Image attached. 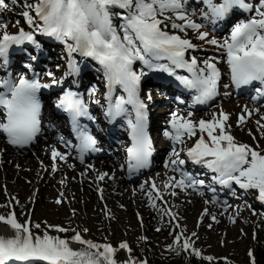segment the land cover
<instances>
[{"label": "snow or ice", "instance_id": "snow-or-ice-1", "mask_svg": "<svg viewBox=\"0 0 264 264\" xmlns=\"http://www.w3.org/2000/svg\"><path fill=\"white\" fill-rule=\"evenodd\" d=\"M202 2L208 10L203 13L205 18L211 16L213 20L222 19L234 8L243 9L250 16L235 23L229 35L220 41L215 37L209 38L207 31H200L203 26L192 19L187 9L188 0H31L30 3L25 0L22 16L32 31L19 28L18 32L11 33L7 30V23L0 21V65H7L9 50L13 46L27 42L39 47L37 33L65 45L69 57L66 76H78L80 73L74 54L95 60L109 88L105 115L110 120L117 117L126 119L132 141L126 149L128 167L131 171H138L148 167L153 152L147 132L148 105L139 95L141 80L148 72L159 71L174 76L184 87L196 91L197 104H205L217 94L221 77L218 61L215 57L200 61L196 56L188 55L190 50L198 47L185 38L189 29L198 32L199 40L222 50L231 80L237 87L255 81L264 86V0H257L256 3H249L248 0ZM16 3L17 0H11L12 5ZM5 10H10L9 2L0 0V12ZM116 18L120 20L118 26L114 23ZM16 23L18 25L19 21ZM138 61L144 66L139 71L134 68ZM27 67L31 68V65ZM178 70H184L188 75H179ZM47 75L54 77L52 72ZM62 82V79L53 78L51 84H46L41 83L39 78L30 79L26 75L14 80L11 74L0 78V133L4 134L8 144L22 147L37 138L41 131V102L38 94L42 88ZM117 86L123 90V95L113 96ZM256 91L264 96V87ZM92 92L94 94L95 89ZM151 99L149 93L148 100ZM94 103L98 104L99 101ZM56 106L70 116L80 141L78 148L81 160L85 153L98 151L96 138L79 123L81 117L95 120L83 99L76 92L67 90ZM259 111V108L248 109L245 106L246 115L241 114L237 124L245 123L247 118ZM192 117V112L186 116L178 112L171 113L170 129L165 131V136L173 147L165 167L179 176L169 177L163 184V190L155 181L151 182V190L146 194L153 206L156 207L155 200H163V191L168 189H173V196L178 194L175 189H192L203 195L201 189L207 187L213 193L211 202H217L215 187L206 185L205 180L184 170L183 166L188 161L215 173L213 183L231 189L232 195H236L232 188L235 184L244 191L256 190L257 199L264 202V149L259 147L258 142L253 147L238 141L231 133V124L228 123L230 116L222 109L219 113H213L211 119L195 120ZM262 121L264 114L256 121L264 137ZM197 136L195 142L187 147V141ZM181 153H185L187 159L182 158ZM67 155L55 147L51 149L53 171L56 170L55 161H66ZM106 176L108 173H99L97 180L103 181ZM99 191L102 193L103 190ZM12 199L19 204L18 199ZM56 203L62 201L57 199ZM11 205L12 201L0 205L10 208L7 214L0 213V224L8 229L7 234L0 232V264H147L131 255L124 261L116 259L120 250L131 254L132 249L126 241L115 247L107 241L101 243L85 239L81 231L71 227L47 222H43L42 226L31 220L30 213L21 222ZM204 214H208L207 209ZM166 215L173 219L178 216L170 208L162 210V216ZM212 219L216 220L215 215H212ZM230 219L235 222L234 217ZM69 231L73 232L71 237L61 235ZM87 231L83 229L84 233ZM53 232L56 234L53 235ZM195 236L196 233H192V237ZM173 245L208 262L214 260L212 256H202L201 250L195 247V241L183 232L174 235ZM173 245L168 247L173 248ZM249 256L252 257L251 251ZM252 264H255L254 258Z\"/></svg>", "mask_w": 264, "mask_h": 264}, {"label": "rangeland", "instance_id": "rangeland-1", "mask_svg": "<svg viewBox=\"0 0 264 264\" xmlns=\"http://www.w3.org/2000/svg\"><path fill=\"white\" fill-rule=\"evenodd\" d=\"M216 2L220 3L222 0H216ZM248 2L256 3L257 0H250ZM9 4L10 10L0 12V21L7 23V30L11 33L18 32L19 28L32 31L24 18L22 20H14L12 18L11 14L20 15L22 11L16 5H12L11 2ZM187 9L192 19L203 26L200 31H207L209 38L215 37L220 41H223L229 35L232 25L240 20H246L244 17L242 19L238 17L229 24L230 18L237 17L242 13L239 8L231 10L230 15L227 16V21H224V18L213 20L211 16L205 18L203 13L208 10L202 0H188ZM17 21H19L18 25L16 23ZM181 35L185 34L181 33ZM197 37V31L192 29L187 31L185 38L197 45V49L199 48V51L190 50L188 55L196 56L200 61L215 57L218 61L217 67L220 69L221 77L224 79L223 75L226 74L228 84L230 69L223 71L221 68L222 62L224 61L225 63L226 60L222 50H218L217 46L207 44ZM36 40L39 43V47L35 46L34 48L36 51H40L41 58L40 80L50 81L53 78L59 79L66 76L67 51L65 50V54L64 52L58 54L55 62H52V64H47L44 62L43 55L45 53L42 49V44L46 43L44 35L42 36L37 33ZM58 43L65 47L63 43L59 41ZM26 56L27 54L24 55V59ZM32 57L31 54H28V57L23 60L24 68L28 65H33ZM74 59L78 58L74 56ZM161 62L163 63L165 61ZM84 63L85 68L93 65L92 60L87 58L84 59ZM143 67L139 61L134 65L137 71ZM86 70L89 73L86 74L85 72L81 74V78L85 86L89 84L91 93L88 94L87 101L90 100L88 103H91L92 106V104H95L94 101L102 100L105 91L102 88V81L96 76V72L92 68H86ZM48 72H52L54 77H49L47 75ZM144 78L145 80L142 81V89H140L141 95H144L148 99V94H151L152 99L149 101L152 103V109L157 118L156 123L163 128L160 130L162 136L158 133L157 137H159V146L163 151L162 156L164 157L161 161L155 163L151 172L137 179H133L130 178V174L126 175L121 168L115 167L114 174L107 172L108 176L103 180L105 181V187L101 193L99 191L101 189L100 183L103 181L97 180V176L99 173H106V171H92L101 158L84 163L73 160L74 164L79 165L83 171V175L81 170L77 173L75 170L68 172L69 174H75L74 177H70L71 175L69 174H64L62 171L57 170L56 161V170H52L53 160L50 154L52 148L48 152L49 146L45 144L48 136L45 128L48 125L50 126V124H46L45 126L42 125L43 134L38 138L36 144L28 149L31 150L29 154H25L28 150L16 152L11 150V148L9 149V154L24 158L26 161L17 170L12 164H9L12 162L8 163L4 159L6 155L5 151L0 150V172L6 170L3 178H0V205H5L9 201H12L13 206L19 209L22 206H26L27 213L24 219H21L18 212L16 213L21 222L27 219L30 213L31 220L36 223H41L42 226L43 222L64 227L72 226L76 230L81 231L85 239H92L101 243L107 241L115 247H118L121 242L126 241L132 251L136 249L137 238L145 237L143 253H147L150 248L160 253L164 252L165 247L173 242L174 235L178 232H183L185 236L191 237L195 241V246L205 255L220 257L229 264H246V262L252 261L253 258L255 260L258 242H264V235L261 237L257 229L261 218L260 213L264 214V202L257 199L258 192L256 190L244 191L233 184L232 188L235 189L236 195H232V190L228 188L229 194L225 197L221 193V188H216L215 196L217 202H211L213 200L212 192H204L203 195H200L192 189H188L187 191L175 189L178 194L173 196L171 195L173 189L164 190L163 195L167 198L168 204H170L174 213L178 214L177 217L180 221L179 227H176L169 215L162 216V210L165 209V206L157 199L155 200L156 207H154L146 193L151 190L150 185L152 181H155L156 185L163 190V184L169 177L174 175L179 176L178 173H174L170 168L165 167V162L169 159L173 147L171 141L165 136V131L167 130H164L168 126L171 113L178 112L186 116L189 112H192V118L195 120L201 118L207 120L212 118L213 113H219L222 109L229 114L230 119L228 123L231 124V133L238 141L247 143L253 147L258 142L259 147L264 149V137L261 136L259 128H246L247 121H253V118L257 121L260 119L259 116L261 114L257 115L258 117H253L252 115L246 119L245 123L237 124L239 116L241 114L246 115L244 113L245 106L251 109L250 104L254 103L260 108L264 106V101L254 102L251 98L234 97L230 94V89L226 87L227 85L224 79L222 82L224 86V88L222 86V98L217 99L213 105L209 106L210 108L201 111L177 109L175 101L172 99L167 101V93L162 87L152 84L151 77L147 78V76H144ZM95 80L97 84L94 83L96 82ZM68 83L71 84L74 82ZM92 89H95L94 94ZM239 100H242L241 103L238 102ZM48 110H46L47 113H49ZM47 121H50L48 117H46V123ZM56 129H58L56 131H58L59 137L61 136L59 139L62 142L63 133L60 132L58 125ZM248 131L251 132V135ZM253 136H255V140H253ZM197 137H193L187 141L186 146L190 147ZM66 148L70 149L71 147L66 146ZM47 152L48 155L46 156ZM109 152L111 153L109 155H113L114 159L117 160L118 166V163L121 162L119 158L121 157L122 149L118 151L114 147L113 151L109 150ZM117 155L119 156L118 159ZM183 155L184 153H181L182 158ZM48 156L50 157V160H48L50 163L47 164L44 159ZM89 165L92 167L89 168ZM31 168L34 170L32 171ZM115 171L120 174L122 173L121 178L120 176L119 179L116 178ZM117 181L121 182V186L117 185L113 189L114 186L111 187L110 185L111 183L116 184ZM75 184L76 186H74ZM72 187L76 192L70 189ZM13 197L18 199L19 204L15 203L12 199ZM57 199H60L62 203L57 204ZM206 201H209V203H206ZM3 208L0 207V213L6 214L3 212ZM205 209L208 210V214H204ZM212 215H215V221L212 219ZM230 217H234L235 222ZM83 229H88V231L84 233ZM157 229H160V231H157ZM192 233H196V236L192 237ZM52 234L55 235L56 233L53 232ZM61 235L67 236L66 233H62ZM75 247H79V245H75ZM249 251H251L252 257L249 256ZM129 255L131 254L127 253L126 250H120L116 254V259L118 261H124L128 259ZM140 259L144 261L143 255Z\"/></svg>", "mask_w": 264, "mask_h": 264}, {"label": "bare ground", "instance_id": "bare-ground-1", "mask_svg": "<svg viewBox=\"0 0 264 264\" xmlns=\"http://www.w3.org/2000/svg\"><path fill=\"white\" fill-rule=\"evenodd\" d=\"M233 12V11H232ZM239 18H242V17H239ZM224 67V68H223ZM221 68L223 69V71H227V70H229V66H228V64L226 63V60H225V63H224V61L222 62V64H221ZM225 69V70H224ZM40 70V66L39 67H35V71H39ZM7 75V73H6V71H4V74H3V76H6ZM12 77H14V76H12ZM82 76L81 75H79V76H77V77H74V76H65V78H64V81H63V83H68V82H74V83H76V84H80L81 86H82V90L84 91V93H85V96H86V99H87V97H88V94H89V90L87 89V87L84 85L85 83L82 81V78H81ZM223 77H224V79H225V81H226V85H227V76H226V74H224L223 75ZM224 79H222V77H220V82H221V84H222V82H223V80ZM218 84H220V83H218ZM140 89H142V84H140ZM141 91V90H140ZM254 100V99H253ZM235 101V100H234ZM234 101H232V102H234ZM241 101L242 100H239L238 102L239 103H241ZM252 102V101H251ZM250 102V103H251ZM254 102H256L255 100H254ZM226 104V103H225ZM251 106H250V108L251 109H255V108H259L258 106H256L254 103H251L250 104ZM98 106H99V104H98ZM228 106V105H227ZM249 106V105H248ZM229 107V106H228ZM224 108H226V107H224ZM50 109H51V107L49 106V110H48V112L49 113H47V116H48V119H49V116H50ZM228 109V108H227ZM260 111H259V113H253V117H256L257 115H260V114H264V106H261L260 108ZM58 115L57 114H55V117H57ZM258 117V116H257ZM260 117V116H259ZM197 118V117H196ZM194 119V118H193ZM50 120V119H49ZM250 120V119H249ZM58 125V124H57ZM246 125V124H245ZM253 127H256V128H259V126L256 124V120L253 118V121H247V127L246 128H253ZM242 128V127H241ZM245 128V129H246ZM65 129H67L66 128V126L64 125V126H61V125H59V130H60V132L61 131H65ZM56 130H58V129H56L55 127H54V124H53V122L51 121V124H50V126L48 125L46 128H45V132H47V134H48V136H47V141H45L46 143V145L47 146H49L48 147V152H50V149L51 148H53V147H55L57 150H59L60 152H62V153H66V154H68L67 155V159H66V161H61V160H59V159H57V161H56V163H57V170H59V171H62L64 174H69L68 172H70L71 170H75L76 171V173L79 171V170H81V168L79 167V165H76V164H74V162H73V160L74 161H78V158H77V156H76V154L74 153V152H72V149H67L66 148V146H67V144L66 143H64V142H61L60 141V137H59V133H58V131H56ZM252 131V130H251ZM257 131V130H256ZM247 132V131H246ZM249 132V131H248ZM253 132V131H252ZM247 136V135H246ZM159 138V137H158ZM46 140V139H45ZM3 142L5 143L4 145H3ZM114 142H116V138H114L113 137V139L108 143V145H106V150H104V154H103V157L104 158H101L98 162H97V164L95 165V167L93 168V172H95V171H106V173L107 172H112V174H114V169H115V167H118V168H122V169H125L126 168V164L124 163L125 162V160L124 159H122V163H118V166H117V160H115L114 159V156L113 155H109V154H111L110 152H109V150H110V148H111V145L114 143ZM5 146H6V148H5ZM8 147V148H7ZM10 148H9V146H8V144L6 143V141H5V139L4 138H2L1 136H0V150H4L5 151V153H6V155L4 156V159H6L7 160V162L9 163V162H12V163H9V164H12L13 165V167H15L16 168V170L18 169V168H20L22 165H24V162H26L25 161V159L24 158H21V157H18V156H14V155H12V154H9L8 152H10V150H9ZM12 150V149H11ZM71 150V151H70ZM13 151H15V150H13ZM27 151V150H26ZM17 152V151H16ZM31 152V150H28L27 152H25V154H29ZM43 152V151H42ZM48 152L46 153V156L48 155ZM35 153V152H34ZM45 154V153H44ZM51 154V153H50ZM37 155V154H36ZM105 157H109V158H105ZM118 155H117V159H118ZM45 158V157H44ZM43 158V159H44ZM50 157L48 156L46 159H44L45 160V162L48 164V163H50V161H48V160H50L49 159ZM31 161V160H30ZM119 161V160H118ZM32 162V161H31ZM79 162V161H78ZM28 163V162H27ZM68 164H69V166H71V167H69L68 166ZM29 165H30V163H29ZM81 166V165H80ZM31 170L33 171L34 169H32L31 168ZM82 171V170H81ZM5 172H6V170H4V172H0V178L2 179L3 178V176L5 175ZM116 172V171H115ZM122 174V173H121ZM119 172H116V175H117V179H119V176H120V178H121V175ZM69 175H71L70 177H74V175L75 174H73V173H70ZM82 175H83V171H82ZM86 175V174H85ZM90 175V174H89ZM111 176H113V175H111ZM90 177V176H89ZM4 178H6V177H4ZM76 179V178H75ZM115 179V178H114ZM1 181V180H0ZM72 181V180H71ZM111 181V180H110ZM104 182L105 181H103V182H101L100 183V187H101V189H103L104 190V187H105V184H104ZM112 182V181H111ZM114 182H115V180H114ZM117 185H120L121 186V182L120 181H117L116 182V184L115 183H111V187H113L114 186V188L113 189H115V187L117 186ZM74 186H76V184L74 185ZM71 190H73V191H75L74 189H73V187L72 188H70ZM78 191V190H77ZM76 192V191H75ZM84 194V193H83ZM79 195V194H78ZM112 199V198H111ZM86 202V201H85ZM0 232H3V233H5V234H7L8 233V229L4 226V225H2V224H0ZM74 247H75V245H74Z\"/></svg>", "mask_w": 264, "mask_h": 264}, {"label": "trees", "instance_id": "trees-1", "mask_svg": "<svg viewBox=\"0 0 264 264\" xmlns=\"http://www.w3.org/2000/svg\"><path fill=\"white\" fill-rule=\"evenodd\" d=\"M10 3L11 0H8ZM30 3L31 0H28ZM25 0H17V3L15 4L16 7H18L22 12L25 10L24 8ZM12 18L14 20H22L24 17L22 16V13L19 15L11 14ZM114 23L118 26L120 23L119 18H116L114 20ZM169 30L170 26H169ZM45 48V60L47 62H55L58 54L63 53V49L60 46H57L56 44L52 43H44ZM96 81V80H95ZM7 205V204H5ZM3 212L7 213L9 210V207H4ZM18 213L21 216V219H24L27 213L26 206H22V208H18ZM2 212V211H1ZM264 214L260 213V220L257 226L258 232L261 237L264 235ZM73 228L72 226H68ZM72 232L69 231L66 233L67 236H69ZM141 237H138L136 242V249L131 252V256L135 257L136 260L141 261L140 257L143 255V258L146 259L147 264H229L226 260L220 258V257H213L214 260L212 262H208L206 260L201 259L200 257L190 255L188 252L182 251L178 245H173V242H171L169 245H173V248H169L168 246L165 247L164 252H157L153 249H148L147 253H143V248L145 246L144 239H140ZM196 247V246H195ZM198 248V247H196ZM199 249V248H198ZM202 256H209L205 255L201 252ZM256 264H264V242H258V249L256 253ZM246 264H252L251 261L246 262Z\"/></svg>", "mask_w": 264, "mask_h": 264}]
</instances>
